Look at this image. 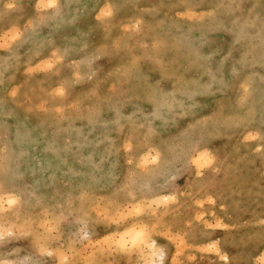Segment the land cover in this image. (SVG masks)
<instances>
[{
	"label": "rangeland",
	"instance_id": "rangeland-1",
	"mask_svg": "<svg viewBox=\"0 0 264 264\" xmlns=\"http://www.w3.org/2000/svg\"><path fill=\"white\" fill-rule=\"evenodd\" d=\"M49 1L0 0V264H264V0Z\"/></svg>",
	"mask_w": 264,
	"mask_h": 264
},
{
	"label": "snow or ice",
	"instance_id": "snow-or-ice-1",
	"mask_svg": "<svg viewBox=\"0 0 264 264\" xmlns=\"http://www.w3.org/2000/svg\"><path fill=\"white\" fill-rule=\"evenodd\" d=\"M9 203H13L10 201ZM120 217L125 220V228L127 229L125 236L131 237V244L133 247L140 242L145 235L143 228L141 227L139 221L142 217V210L136 209H122L120 210ZM11 235V233H9ZM2 238V236H0ZM129 241L125 239L122 243H118L117 246L125 251L128 250Z\"/></svg>",
	"mask_w": 264,
	"mask_h": 264
},
{
	"label": "bare ground",
	"instance_id": "bare-ground-1",
	"mask_svg": "<svg viewBox=\"0 0 264 264\" xmlns=\"http://www.w3.org/2000/svg\"><path fill=\"white\" fill-rule=\"evenodd\" d=\"M50 3H52V4H54L55 2H56V0H50L49 1ZM162 146V145H161ZM200 147H202V144L201 143H197V144H191V149L192 150H196V149H199ZM157 154V153H156ZM196 155V154H195ZM150 157V156H149ZM148 157V158H149ZM153 157H155V155L153 156ZM145 158V157H144ZM151 158V157H150ZM207 159V158H206ZM205 160V159H204ZM198 161V160H197ZM194 164V163H193ZM167 195V194H166ZM160 197H162V195H159ZM170 195H168V200L169 199H171V196L169 197ZM160 197H156L155 198V201L156 200H161V201H163L162 199H160ZM165 197V196H164ZM4 198H5V196H4ZM3 199V198H2ZM4 200V199H3ZM161 201H158V203H161ZM167 201V200H166ZM164 202V201H163ZM123 231H126V229L125 230H123ZM124 233V236H125V233L126 232H123ZM123 233H122V235H123ZM124 236H122V237H124ZM125 237H127V236H125ZM109 238H110V236H109ZM113 239V238H112ZM115 239V238H114ZM113 239V240H114ZM128 240V239H127ZM131 238L129 239V243H128V249L129 250H131V251H140L141 252V249H143V243H141V242H138L136 245H135V247H133V245L131 244ZM107 242V241H106ZM108 243V242H107ZM121 243V242H120ZM208 244V243H207ZM113 246H114V243H113ZM151 246V245H150ZM116 247V246H115ZM117 248H119V247H117ZM153 248V247H152ZM120 249V248H119ZM123 250V249H122ZM158 250V249H157ZM45 251V250H44ZM147 251H150V249L149 250H147ZM159 255V254H158ZM149 257V256H148ZM160 257V256H159ZM109 260V259H108ZM150 260H152L151 258H150ZM149 260V261H150ZM146 262H148V260H146ZM150 263V262H149Z\"/></svg>",
	"mask_w": 264,
	"mask_h": 264
}]
</instances>
